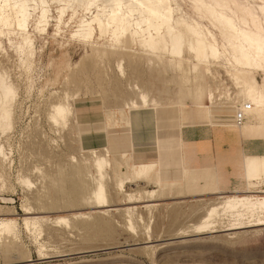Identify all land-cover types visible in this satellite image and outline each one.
<instances>
[{"label": "rangeland", "instance_id": "1", "mask_svg": "<svg viewBox=\"0 0 264 264\" xmlns=\"http://www.w3.org/2000/svg\"><path fill=\"white\" fill-rule=\"evenodd\" d=\"M170 1L175 19L192 18L191 0ZM239 1L223 0L233 11ZM255 1L245 4L262 3ZM127 2L0 0L17 8L8 25L0 26V77L12 93L8 119L0 126V222L10 221L21 242L8 251L0 245V264H264V225L187 231L197 221V205L246 194L245 188L199 194L186 181L183 194L175 181L185 183L190 173L160 175L149 154L136 161L125 152L129 141L123 133L131 130L133 110L151 111L162 125H171L207 116V105L225 117L243 102L226 63L230 49L209 17L193 16L212 31L220 57L197 64L184 52L179 64L170 55L144 51L143 34L116 40L109 28L102 35L97 31L98 20L107 24L114 8L125 13ZM263 8L254 7L262 19ZM14 16L22 18L20 28ZM136 17H130L131 32L144 25ZM131 101L139 107H126ZM57 107L65 117L55 122ZM152 126L148 121L146 130ZM96 159L102 161L100 171ZM96 185L103 187L108 206H95ZM145 190L159 198L127 202ZM22 204L41 212L23 214ZM147 205L152 216L125 223L126 209ZM57 218L70 224H55ZM32 221L36 238L29 231ZM179 227L186 234H175Z\"/></svg>", "mask_w": 264, "mask_h": 264}, {"label": "bare ground", "instance_id": "2", "mask_svg": "<svg viewBox=\"0 0 264 264\" xmlns=\"http://www.w3.org/2000/svg\"><path fill=\"white\" fill-rule=\"evenodd\" d=\"M113 1L118 3L120 0ZM127 1L130 4L125 13L122 14L117 8H114L107 14V24L98 20L97 31H99L101 35L108 28L110 29L112 37L116 40L122 36L127 38L129 37L128 34L133 36H142L141 34H143L140 45L145 49H143L144 51L147 50L149 52L159 53L160 56H164L165 54L170 55V57L176 58L179 64L183 60V53L187 52L197 64L208 65L212 61L218 60L220 57L217 41L212 31L208 29L205 31L201 23L195 20L193 16L198 18V20L203 17H209L211 25L220 32L221 37L224 39V44L230 49V54L226 63L232 67V69H230L232 71H230L229 75L240 89V91L235 94L237 97L243 98V102L239 104L243 105L250 103L246 102V100H251L253 102L250 103V109L246 112L247 114L253 110V106L264 108V18L262 19L257 14V10L254 9L256 5L264 7V0H261L262 3L260 4L250 5V8L247 7L245 3L251 0L239 1L237 2V11L228 9L227 4L224 3L223 0H191L194 5L192 9L193 16L190 19L185 17L175 19L172 15L170 0ZM16 10L17 8L14 5H0V26L8 25L10 17H13ZM202 11L206 12V15H204ZM261 11L264 15V8ZM132 15H136V19L139 23L144 25H142L139 30L131 32L130 17ZM16 17L14 19V26L15 28H20L22 25V18ZM247 17H251V22L248 21ZM0 91L1 126V121L8 119L9 112L7 106L9 105L12 95L11 88L3 84L1 77ZM139 97L141 101H144L146 98L143 93L140 94ZM238 105L235 107V110ZM126 107L137 108L139 106H137L136 101H131L127 102ZM64 117L65 112L63 107H57L53 115L54 121L57 122ZM102 165V161L96 159V169L100 171ZM259 171L262 173L261 176H264V161L258 158L249 159L247 162L248 189L245 190L246 194L232 195L223 199L204 202L201 207L198 205L196 207L194 206L197 208L194 209V213L198 214L197 221L189 227L191 230H187L190 232L189 234L213 233L217 231L264 225V189L256 187V182L254 181L256 178H259L257 175ZM261 181L264 183V179ZM96 186L93 192L95 206H108L110 203L103 195V187L101 185ZM153 193L154 191L145 190L140 198L130 195L127 202L150 201L159 198L155 197ZM257 194L263 195L257 196ZM148 206L151 205H147V208L144 210L137 209L134 211L126 209L123 213L125 216L123 220L125 223H133V219L135 222L144 221L145 217H147L146 215L152 216V214H150L151 212L149 213L152 209ZM20 209L23 214L41 212L39 208H32L25 204H22ZM54 223L70 224L69 222L66 223L64 218H57ZM31 224L33 227H29V231L36 238L38 235L36 230H33L36 221H32ZM187 226L184 228H187ZM180 227L176 229L175 234L183 235L185 233L186 230ZM132 228L133 227L130 226L131 230L128 229L131 233L133 232ZM146 238L148 237L146 236L145 239ZM18 241L19 237L14 225L10 221L0 222L1 247L7 250L13 244L15 246L21 244V242L19 241V243ZM147 242L148 239L145 243ZM144 253H146V251Z\"/></svg>", "mask_w": 264, "mask_h": 264}, {"label": "crops", "instance_id": "3", "mask_svg": "<svg viewBox=\"0 0 264 264\" xmlns=\"http://www.w3.org/2000/svg\"><path fill=\"white\" fill-rule=\"evenodd\" d=\"M206 107L207 116L184 124L171 120V125H162V119L154 118L151 111L133 110L129 118L131 130L123 133L129 141L125 152L136 161L139 155L149 154L160 175L179 173V177H184L190 173V179L185 183L175 181L183 194L186 193V181L193 183L199 194L247 190L248 160L264 161V108L253 106L244 123L237 127L232 120L235 108L230 110L232 114L220 117L215 115L216 112L212 113V106ZM148 121L149 124L153 122L150 130H146ZM261 174L257 172L256 187L257 182L263 183Z\"/></svg>", "mask_w": 264, "mask_h": 264}, {"label": "built area", "instance_id": "4", "mask_svg": "<svg viewBox=\"0 0 264 264\" xmlns=\"http://www.w3.org/2000/svg\"><path fill=\"white\" fill-rule=\"evenodd\" d=\"M250 103H246V104H239L238 107L236 108V110L233 113V124L234 126H241L243 124V122L246 120L247 118V111L250 109Z\"/></svg>", "mask_w": 264, "mask_h": 264}]
</instances>
